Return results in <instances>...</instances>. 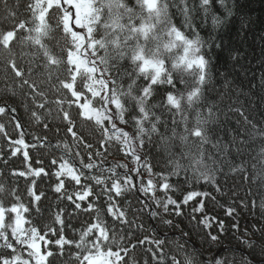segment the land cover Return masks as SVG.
<instances>
[{"label": "trees", "instance_id": "1", "mask_svg": "<svg viewBox=\"0 0 264 264\" xmlns=\"http://www.w3.org/2000/svg\"><path fill=\"white\" fill-rule=\"evenodd\" d=\"M132 2L129 0L130 4ZM29 3H34V0H7V3L0 0V38L6 30L28 18ZM189 7L199 10V0H189ZM192 15V22L198 26L202 39L211 41V47L204 49L212 66L211 83L204 89L205 100L195 109H188L191 125L195 124L197 112L201 116H207L209 108L216 112V123L209 125L214 129L210 137L221 148H214L212 143L203 146L204 160L210 169L209 181H204L203 177L197 180L191 171H183L180 157L183 146L178 140L166 150L158 137H152L149 142L145 134L144 147H141L139 136L131 135L135 130L130 124L120 123L118 110L110 112L105 107L106 100H102L98 107L99 119L96 116L82 118L84 116L71 94L62 87V82L70 76L65 58L70 41L55 33V39L49 37L46 45L39 47L29 39L34 32L26 30L18 33V39L10 49L0 46V202H11V194L16 190L23 205L32 207L29 190L35 183L36 194H43L39 202L41 211L36 213L32 208L33 214L25 218L40 229L52 225L59 231L60 225L55 224V216L59 212L65 221L67 238L78 240L79 229L87 227L95 213L89 216L75 210L67 196L83 193L91 184L95 195L103 202L111 195V185L119 180L123 193L120 203L127 212L129 223L123 226V231L120 224H116L108 243L115 248L129 241L137 245L135 251L129 253V264H135L132 257L136 258L137 264H146L152 258V253L147 252L149 245L140 246V241L164 237L168 238L165 253L179 247L192 264H264V208L261 207L264 202V158L257 159L259 142L264 140V136L259 134L260 129H264V0H225L224 6L219 0H213L207 17L203 10L193 11ZM213 16L219 18V24H213ZM52 23L55 24V20ZM175 23L182 25L183 17L177 14ZM152 47H155V42ZM95 59L107 80L104 94L115 97L122 104L127 102V111L130 112L136 100L134 89L138 76L133 73H138L137 69L130 60L124 61L117 55H108L104 61ZM13 63L23 73L21 77L15 75L11 67ZM76 82L80 86L81 83ZM144 83L142 78L137 80L139 85ZM165 87L156 86L160 93ZM80 89L83 91V87ZM222 98L224 105L238 107L244 115L222 107ZM161 100L162 95L154 92L152 102L158 104ZM90 102L99 103L97 95ZM109 116L116 122L109 120ZM162 119L171 127L170 114L164 113ZM176 119L179 121L180 117ZM105 120L109 123L107 129ZM73 127L76 135L69 133ZM245 129L252 135L248 146L238 153L237 145L248 136ZM120 130L128 131L129 136L120 135ZM161 131H164L163 125ZM177 131L183 133L184 125L180 124ZM234 138L235 144L232 143ZM103 142L108 145L107 152L101 146ZM129 146L134 152L132 158L123 152ZM171 153H175V159ZM135 157L142 159L136 162ZM53 161L56 162V172L65 178L67 184L59 197L52 190L56 183V176L51 175ZM145 162L153 166L156 173L168 176L167 182L172 185L168 195L172 199L182 200L191 191L208 193L207 198L200 196L199 199L205 201L206 215L212 227L201 230L194 223L189 224L186 217L192 214L195 201L184 206L181 216L166 215L171 224L158 222L138 212L136 209L140 205L136 197L141 194L133 191L130 183L124 182L126 175L134 176L137 186L141 179L153 180L157 186L156 196L146 198L150 203L164 197L160 191V183L163 182L160 175L150 176L144 168ZM175 163L182 164L179 175H170ZM137 168L143 172L142 177L136 175ZM13 169L23 171L25 175L13 176ZM40 169H46L50 174L37 178ZM72 176L81 178L79 189L73 180L68 179ZM106 184L109 187H105ZM153 208L163 214L162 207L158 209L153 204ZM229 208L234 209L232 216L227 215ZM217 221L224 222L223 232ZM235 224L239 225L238 229L233 227ZM209 232L217 236L216 241L210 239ZM55 238L52 237L53 240ZM151 247L156 245L153 243ZM77 251L75 245L66 246L63 256H56L55 264H76ZM216 253L215 259L208 263L206 260Z\"/></svg>", "mask_w": 264, "mask_h": 264}, {"label": "snow or ice", "instance_id": "2", "mask_svg": "<svg viewBox=\"0 0 264 264\" xmlns=\"http://www.w3.org/2000/svg\"><path fill=\"white\" fill-rule=\"evenodd\" d=\"M4 2L7 3V0ZM219 3L224 6L225 0H219ZM212 6L213 0H199V10H203L205 17ZM28 8V18L6 30L0 38V46L10 49L18 39V33L26 30L34 32L29 39L39 47H44L49 37L55 39V33L62 35L65 41H70L65 57L69 64L70 76L62 82V87L71 94L78 110H83L86 104L89 108L94 107L88 101L95 96L88 84V77L84 78L86 82L83 91L77 84L76 81L81 71L95 79V58L104 61L108 55H117L124 61L130 60L138 70V73H133V75L138 76L137 80L142 78L145 83L139 85L136 80L134 89L136 100L130 112L127 111V102L122 104L113 97V106L118 110L120 123L130 124L135 130L131 135L139 136L141 147H144L145 134L149 142L152 137H158L166 150L178 140L183 146L180 153L183 171L185 173L191 171L197 180L203 177L204 181H209L210 169L204 160L203 146L212 143L214 148L218 150L221 148V145L213 142L210 137L214 129L209 125L216 123V112L213 108L208 109L207 116H201L197 112L195 124L191 125L188 109H195L205 100L204 89L211 83L212 66L207 59V53L204 52L205 47H211V41L202 39L198 26L192 22L193 11L199 10L189 7V0H133L131 4L129 0H34V3H29ZM177 14L183 17L182 25L175 23ZM53 20L55 24L52 23ZM212 22L214 25L220 23L216 16H213ZM153 42H155L154 48L152 47ZM45 51L47 52V49ZM48 55L54 54L48 53ZM11 67L17 77L23 75L14 63ZM157 85L167 87L160 93L156 88ZM225 86L227 87V84ZM154 92L162 95V100L158 104L152 102ZM220 103L222 107L226 106L229 110L240 111L241 115H244L240 108L224 105L223 98ZM164 113L170 114L171 127L167 121L162 119ZM65 116L67 118V113ZM177 116L180 117L179 121L176 119ZM111 119L112 117L109 116V120ZM17 124L19 126V121ZM180 124L184 125L183 133L177 131ZM161 125L164 131H161ZM108 126V120H105V129ZM245 132L248 136L241 139L240 144L237 145L238 153L243 152L244 146H248V140L251 138L252 133L248 129H245ZM69 133L76 135L75 127L70 128ZM119 134L129 136L128 131L125 130H120ZM259 134L264 136V129H260ZM235 142L234 138L232 143L235 144ZM259 143L257 159L264 158V140ZM101 146L107 152V143L103 142ZM123 152L125 156L131 158L134 156L130 146ZM171 156L175 159V153H171ZM135 159L139 162L142 157H135ZM52 163L51 175L56 176V183L52 190L59 197L67 188V184L65 178L56 172V162ZM181 167V163H175L170 175H179ZM144 168L150 176L160 175L163 181L160 183V191L164 193V197L150 203L146 198L150 195L151 197L156 196L157 186L153 180L141 179L137 186L136 178L126 175L124 182L130 183L132 190L141 194L136 197L140 205L136 209L138 212L158 222L171 224L172 221L167 220L166 215L181 216L184 213V206L190 201H195L192 214L186 217L189 224L194 223L201 230L212 227L206 215L205 201L199 199L200 196L207 198L208 193L191 191L184 195L182 200L172 199L168 195L172 188V185L167 182L168 176L156 173L154 167L146 162ZM11 174L13 176L25 175L23 171L15 169ZM49 174L46 169H40L37 178ZM136 175L142 177L143 172L137 168ZM68 179L73 180L77 189L80 188L82 180L79 176H72ZM34 184L29 190L32 207L23 205L22 198L16 190H13L11 194V202L7 204L0 202V264H55L56 256H63L66 246L72 245L78 249L75 253L76 264H129V253L134 252L137 245L129 241L128 244L115 248L108 243L112 239L116 224H120L121 231H123V226L129 223L127 212L120 203L123 193L119 180L111 185V195L103 202L101 197L95 195L91 184L83 193L77 192L74 197L72 194L67 196V200L75 210L82 211L89 216L95 213L94 217L88 221L87 227L82 226L79 229L78 240L67 238L65 221L59 212L55 216V224L60 225L59 231L52 225H46L44 229H40L25 218L26 215L33 214L32 208H35L36 213L41 211L39 202L43 194H36ZM105 187L109 186L106 184ZM153 204L158 209L162 207L163 214L154 210ZM261 207L264 208V202ZM170 209H172L171 212ZM233 211L234 209L229 208L227 215L232 216ZM217 223L220 231L223 232L224 222L217 221ZM26 224H28L27 228ZM233 227L238 229L239 225L235 224ZM208 235L212 241L217 240V236L212 235L211 232ZM53 236L56 237L55 240L52 239ZM167 239V237L155 240L146 238L140 241V246L148 244L147 252L152 253L151 260L146 264H192L187 254L179 247L169 249L165 253ZM153 243L156 245L155 248L151 247ZM132 259L137 264L136 258L132 257Z\"/></svg>", "mask_w": 264, "mask_h": 264}, {"label": "rangeland", "instance_id": "3", "mask_svg": "<svg viewBox=\"0 0 264 264\" xmlns=\"http://www.w3.org/2000/svg\"><path fill=\"white\" fill-rule=\"evenodd\" d=\"M89 59H93L92 57H89ZM138 71V70H137ZM88 77V84L90 85V87L93 89L95 96L97 95V98L99 100V103H92L90 101H88V103H91L94 105V107L89 108L87 106V104L85 105L83 110L81 111V114L84 117H97V119H99V115H98V107L100 106V102H102V100H106V102L104 101V103H106L105 107L108 108V110L110 112H113L116 110V108L113 106V97H109L106 96L104 94V83L107 81L106 78L103 76V74L101 73L100 69L97 67L96 63H95V79H92L91 76L88 75V73L81 71L78 75L77 80L81 83L80 86L83 87L84 90V83L86 81H84V78ZM100 93V94H97ZM94 96V97H95ZM94 101V100H93ZM96 102V101H94ZM94 108V109H93ZM104 113H106L105 111H103ZM113 115V114H112ZM114 117V116H113ZM114 121L116 122V119L113 118L112 122L114 123Z\"/></svg>", "mask_w": 264, "mask_h": 264}, {"label": "water", "instance_id": "4", "mask_svg": "<svg viewBox=\"0 0 264 264\" xmlns=\"http://www.w3.org/2000/svg\"><path fill=\"white\" fill-rule=\"evenodd\" d=\"M7 109V108H6ZM14 119H16V117L14 115H11Z\"/></svg>", "mask_w": 264, "mask_h": 264}]
</instances>
